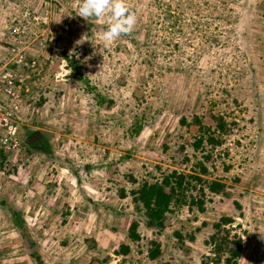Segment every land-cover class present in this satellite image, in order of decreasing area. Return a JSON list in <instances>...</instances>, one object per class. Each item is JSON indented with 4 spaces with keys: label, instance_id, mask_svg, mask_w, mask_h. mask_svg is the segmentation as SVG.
I'll list each match as a JSON object with an SVG mask.
<instances>
[{
    "label": "rangeland",
    "instance_id": "374dc122",
    "mask_svg": "<svg viewBox=\"0 0 264 264\" xmlns=\"http://www.w3.org/2000/svg\"><path fill=\"white\" fill-rule=\"evenodd\" d=\"M81 2L0 0V264H264V0H126L107 47ZM213 114L232 130L199 146ZM172 172L161 229L134 192Z\"/></svg>",
    "mask_w": 264,
    "mask_h": 264
},
{
    "label": "trees",
    "instance_id": "16d2710c",
    "mask_svg": "<svg viewBox=\"0 0 264 264\" xmlns=\"http://www.w3.org/2000/svg\"><path fill=\"white\" fill-rule=\"evenodd\" d=\"M157 6L159 4L156 3ZM92 93H95V98L100 99L101 95L98 94V92H95V89L91 90ZM102 101V100H100ZM112 104L114 103V100L110 101ZM212 118L216 120V129L212 130L211 126H204L205 127V136L200 137L197 140V145L201 146L203 145V142L205 140H208V143H213L219 144L220 140L215 139L218 137L217 133L219 135H224L225 133H229L232 129H230L231 126L227 125V123L224 121V117L220 116L219 114H213ZM185 122V118L183 120ZM195 121L197 123H202V118L200 116L195 117ZM202 127L201 129H203ZM217 130V131H216ZM217 132V133H216ZM31 142V141H29ZM22 143V142H21ZM36 146V145H35ZM7 151L0 149V155H3V157H6ZM4 157V158H5ZM201 167L203 171L206 169L203 166V162L201 163ZM177 172H172L171 174H168L164 179L161 181H155V182H145L143 183L140 188H138L134 193L138 194V196L135 198V201H139L140 204L143 206L144 213L146 216L149 218V221L152 222L154 226H158L164 228V224L167 221V213L171 212L173 210L174 206H177L183 198L186 196L184 184L182 183L179 178L177 179ZM175 177V178H173ZM194 179L198 180L199 183L202 181H206L209 183L208 180H203L199 176H193ZM175 179V183L174 180ZM178 180V181H177ZM219 186V188L225 187L224 184L218 183V182H213L211 188L216 191L214 188ZM170 187V188H168ZM189 189V188H188ZM220 191V189H218ZM190 201L194 202L193 199ZM3 204H5V201ZM231 219H224V221L229 222ZM137 228H138V223L133 222L130 226L129 229V236L132 239H139L140 235L137 233ZM236 243V241H235ZM119 253L125 254L128 253L130 250V246L127 244H122L120 247ZM241 245H238V248L236 251L234 250L235 255H240L241 254ZM159 255V250L158 249H152L150 252L151 257H157Z\"/></svg>",
    "mask_w": 264,
    "mask_h": 264
},
{
    "label": "clouds",
    "instance_id": "9594fccd",
    "mask_svg": "<svg viewBox=\"0 0 264 264\" xmlns=\"http://www.w3.org/2000/svg\"><path fill=\"white\" fill-rule=\"evenodd\" d=\"M76 15L85 20L106 17L107 27L102 36L105 47L122 35L132 33L137 24V17L126 0H82Z\"/></svg>",
    "mask_w": 264,
    "mask_h": 264
},
{
    "label": "built area",
    "instance_id": "2783aa9c",
    "mask_svg": "<svg viewBox=\"0 0 264 264\" xmlns=\"http://www.w3.org/2000/svg\"><path fill=\"white\" fill-rule=\"evenodd\" d=\"M11 95L12 92L9 91V93L7 95ZM9 95V96H10ZM13 95H16L15 92H13ZM6 107L9 105V108L11 109V111L13 112L14 110H17L19 106H16L12 103L8 104L5 102L4 104ZM3 107H0V109H2ZM9 112V115L3 116V114H1V110H0V114L2 116H0V129L1 130H6L8 131L7 137L6 138H2L0 136V149H6L7 151H12L15 148H17L20 144V142L18 141L19 137H18V120H16L15 116H13V114Z\"/></svg>",
    "mask_w": 264,
    "mask_h": 264
},
{
    "label": "water",
    "instance_id": "95a60500",
    "mask_svg": "<svg viewBox=\"0 0 264 264\" xmlns=\"http://www.w3.org/2000/svg\"><path fill=\"white\" fill-rule=\"evenodd\" d=\"M36 137H38V139L42 138L40 134H37V136H36Z\"/></svg>",
    "mask_w": 264,
    "mask_h": 264
}]
</instances>
